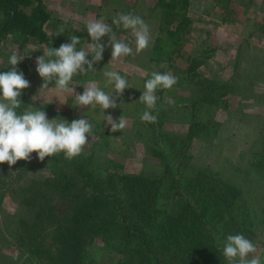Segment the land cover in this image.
I'll return each instance as SVG.
<instances>
[{"label":"rangeland","instance_id":"1","mask_svg":"<svg viewBox=\"0 0 264 264\" xmlns=\"http://www.w3.org/2000/svg\"><path fill=\"white\" fill-rule=\"evenodd\" d=\"M43 1L51 13L45 26L47 42H26L20 48L0 29V65L9 64L16 52L26 65L22 72L30 85L22 90L17 114L42 109L50 120L71 123L87 119L93 125V135L84 153L71 161L84 163L100 176L130 174L154 179L165 175L162 183H167L173 175L178 181L176 191L173 187L171 193L175 192L181 202L188 200L196 213L208 207L213 194L208 190L202 200L199 187H194L199 185L197 181L205 178L208 187L222 192L223 198L232 193L235 198L228 208L225 205L224 216L211 214L208 226L221 249L227 235L243 234L256 245L255 255L264 264V0H232L227 13L216 6L215 0H188L186 62L154 57L152 45L159 25L154 0ZM118 12L144 19L152 34L149 48L135 54L130 30L112 24ZM88 20H103L133 49V55L110 62L112 49L106 47L102 60L93 65L96 72L73 76L71 84L78 94L90 81L112 93L114 86H105L106 70L117 71L132 85L117 101L119 104L122 100L121 107L104 110V114L99 108H78L72 95L57 92L54 82L49 88H41L43 79L36 71V58L48 48L58 49L69 43L70 36L81 39L77 50L91 43L85 27ZM61 26L64 33L56 35ZM101 40L107 44L109 37ZM192 58H197L196 65ZM153 72L178 77L171 90H157L153 114H158V120L154 124L141 121L146 109L139 101L144 83ZM107 115L114 120L123 115L127 127L112 132ZM31 156V161L19 160L11 168L7 162L0 164V264H55L51 260L56 253V221L43 218L27 227L31 214L19 204L23 196L18 189L25 186L30 193L37 188L40 192L35 197L39 201L47 189L45 181L55 179L68 159L63 153L45 157L43 162L36 152ZM167 202L163 198L160 207ZM23 217L29 221L24 223ZM226 219L229 226L221 224ZM98 238L85 247L82 264H125L122 256L110 254Z\"/></svg>","mask_w":264,"mask_h":264},{"label":"trees","instance_id":"2","mask_svg":"<svg viewBox=\"0 0 264 264\" xmlns=\"http://www.w3.org/2000/svg\"><path fill=\"white\" fill-rule=\"evenodd\" d=\"M231 3L215 0L226 13ZM187 7L188 0H154L159 25L152 51L158 60L188 59ZM50 19L43 0H0V29L20 48L26 42H47L45 26ZM196 60L192 58L191 62L196 65ZM25 66L20 61L15 67L22 72ZM11 68L9 64L0 65V72ZM61 165L57 177L45 181V197H37L39 201L35 197L40 192L37 188L30 193L25 186L18 189L23 196L19 204L31 214L30 222L23 217L27 227L43 218L56 221V253L51 260L55 264H82L85 247L97 237L111 250L110 254L122 256L125 264H228L208 224L211 214L224 216L225 205L228 208L235 198L231 192L223 198L222 192L208 187L205 178L197 181L199 185L194 187H199L202 200L208 190L213 194L208 207L196 213L188 200L181 202L175 192L171 193L173 187L176 191L178 181L173 175L162 183L165 175L154 179L130 174L100 176L84 163L67 160ZM163 198L168 202L160 207ZM228 223L227 219L221 222L225 226Z\"/></svg>","mask_w":264,"mask_h":264},{"label":"clouds","instance_id":"3","mask_svg":"<svg viewBox=\"0 0 264 264\" xmlns=\"http://www.w3.org/2000/svg\"><path fill=\"white\" fill-rule=\"evenodd\" d=\"M112 24L117 28L130 30V34L135 38V54L150 47V26L141 16L118 12ZM85 27L91 43L77 50L82 41L76 35L70 36L69 43L60 45L58 49L48 48L43 51V56L36 58V71L43 79L41 88H49V84L54 82L57 92L72 95L78 108H99L104 114V110L121 107L122 100L119 104L117 101L123 96L126 88H133L132 85L117 71L106 70L103 71L105 86L113 85L112 93H106L96 82L90 81L83 87V93L78 94L71 84L73 76L96 72L93 65L102 60L106 47L112 49L110 62L133 55V49L123 39H118L113 28L103 20H88ZM64 31L61 26L56 35H61ZM105 36L109 37L107 44L101 40ZM89 56L91 59L87 58ZM21 60L22 58L13 52L8 61L12 66L11 70L0 72V164L7 162L11 168L19 160L31 161L33 152H36L41 162L45 157L60 153L71 161L84 153L89 137L93 135V125L85 118L74 119L71 123L64 119L50 120L42 109L26 110L23 114H17L16 110L22 105V90L30 86L23 72L15 67ZM177 83L178 77L170 73L151 74V78L145 81L144 91L139 97L146 109L140 116L141 121L153 124L157 122L158 114H153L156 111L157 90H171ZM106 117L112 132H121L127 127L128 121L123 115L118 120H114L111 115ZM256 252V245L240 233L227 235L222 249L228 264H262L260 257L255 255Z\"/></svg>","mask_w":264,"mask_h":264}]
</instances>
